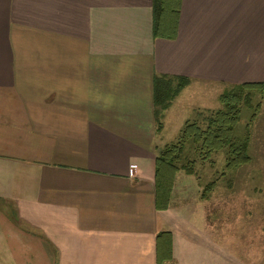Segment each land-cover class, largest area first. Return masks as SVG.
<instances>
[{
  "label": "crops",
  "instance_id": "0c3cea01",
  "mask_svg": "<svg viewBox=\"0 0 264 264\" xmlns=\"http://www.w3.org/2000/svg\"><path fill=\"white\" fill-rule=\"evenodd\" d=\"M176 32L152 0H0V264H156L162 232L173 264L240 263L208 201L155 208L153 79L264 83V0H181Z\"/></svg>",
  "mask_w": 264,
  "mask_h": 264
},
{
  "label": "rangeland",
  "instance_id": "374dc122",
  "mask_svg": "<svg viewBox=\"0 0 264 264\" xmlns=\"http://www.w3.org/2000/svg\"><path fill=\"white\" fill-rule=\"evenodd\" d=\"M225 89L228 86L195 84L181 91L164 113L158 137L162 145L175 140L183 124L195 118L197 110L219 108L218 96ZM246 133L250 142L247 164L227 169L223 151L211 155L209 162L198 159L193 175L180 170L174 173L170 199L173 190H185L190 202L208 201L205 214L202 209L197 210V222L206 219L212 239L226 242L228 260L264 264V91L253 92L249 106L242 108L236 134L242 137Z\"/></svg>",
  "mask_w": 264,
  "mask_h": 264
},
{
  "label": "trees",
  "instance_id": "16d2710c",
  "mask_svg": "<svg viewBox=\"0 0 264 264\" xmlns=\"http://www.w3.org/2000/svg\"><path fill=\"white\" fill-rule=\"evenodd\" d=\"M181 0H152V36L174 40ZM190 79L157 75L153 79V107L156 130L162 128L163 112L186 86ZM262 93L264 83L230 85L219 96L220 107L197 110L193 120H187L175 140L157 151L154 162L155 208H168L174 173L194 174L199 159L205 162L220 151L225 154L226 168L233 169L250 161L249 134L240 137L236 127L243 107L249 106L253 92ZM172 239L169 232L157 235L156 264H173Z\"/></svg>",
  "mask_w": 264,
  "mask_h": 264
}]
</instances>
